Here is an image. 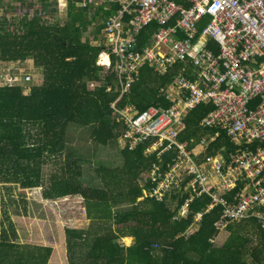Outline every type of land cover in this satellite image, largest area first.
Instances as JSON below:
<instances>
[{
  "label": "trees",
  "instance_id": "1",
  "mask_svg": "<svg viewBox=\"0 0 264 264\" xmlns=\"http://www.w3.org/2000/svg\"><path fill=\"white\" fill-rule=\"evenodd\" d=\"M6 1L0 0V62L30 61L42 81L27 93L17 81L0 84V264H49L53 248L20 244L13 219L46 221L48 202L57 203L68 264H264V229L255 220L217 229L222 214L219 208L206 213L207 197L196 200L186 217L179 216L180 197L172 203L145 197L148 187L140 181L153 158L144 156L142 147L123 150L121 167L86 161L96 167L86 168L66 143L67 135L87 130L94 143L107 148L124 132L113 117L112 104L121 94L116 74L98 62L112 13L68 4L63 21L49 23L59 14L57 0H14L15 6ZM171 1L188 6L187 0ZM157 29L151 24L141 31L137 47L150 42ZM209 45L217 54L218 42ZM185 66L184 74L195 77L189 62L166 76L143 66L120 106L169 107L160 89ZM94 82L99 85H89ZM213 109L202 103L189 112L181 140L193 150L204 136L219 132L207 155L227 157L239 147L224 131L200 125ZM199 213V227L187 232ZM126 237L131 245L123 243Z\"/></svg>",
  "mask_w": 264,
  "mask_h": 264
},
{
  "label": "built area",
  "instance_id": "2",
  "mask_svg": "<svg viewBox=\"0 0 264 264\" xmlns=\"http://www.w3.org/2000/svg\"><path fill=\"white\" fill-rule=\"evenodd\" d=\"M187 3L186 7L171 0H57V8L64 15L68 4L112 13L105 22L106 47L98 62L116 74L121 94L112 108L113 117L124 126L118 140L121 149L133 152L142 147L144 156L153 158L142 176L148 187L144 196L159 203L180 197L181 217L196 200L207 197L206 213L219 208L222 214L214 223L217 229L249 219L264 229V0ZM151 24L157 31L138 48V35ZM214 41L217 54L209 45ZM187 62L196 76L185 75V66L160 89L171 102L169 107L152 105L140 111L133 104L120 106L143 66L166 76ZM202 103L213 104L214 109L200 125L224 131L239 147L236 153L207 155L219 132L204 136L193 150L181 140L186 116ZM202 216L196 215L187 232L199 227Z\"/></svg>",
  "mask_w": 264,
  "mask_h": 264
},
{
  "label": "rangeland",
  "instance_id": "3",
  "mask_svg": "<svg viewBox=\"0 0 264 264\" xmlns=\"http://www.w3.org/2000/svg\"><path fill=\"white\" fill-rule=\"evenodd\" d=\"M13 1L14 0H7L6 3H11L15 6L16 4L13 3ZM34 2L36 3L37 0H34ZM17 6L19 5L17 4ZM32 14L33 11L30 12L29 18L32 17ZM21 17L22 16L19 18ZM63 18L64 14H57L55 17L50 18L51 20L48 22H62ZM28 75L31 77V80L25 81V77ZM41 75V72L32 67L30 61L24 62L23 64L17 63L16 65H13L12 63L0 62V84H7L11 79L17 80V83L23 85L22 87L25 91H29L32 83H41ZM66 143L71 144V147L75 150V153L79 158L82 159L83 167H93L89 164L90 162L95 166H98L99 163L113 164L114 168H118L123 165V150L121 149L119 141L117 140L111 142L109 146L105 148L94 143L91 140L87 130H82L76 136L67 135ZM84 174L86 178L87 175H89L87 171H85ZM45 205L48 207L49 213L48 219L46 221H39L38 219L28 216H13V219L17 223L19 233L18 242L24 245H31V243H29L25 237L27 236L29 229L38 231L37 234H40L42 238H46V241H48V238L53 237L52 240H49L50 244L48 243V245H46V247L53 248V254L50 258L49 264H68L67 257L65 256L62 222L59 218H57L56 215L58 213L57 209H55V205H57V203L53 202L52 204L51 202H48L45 203ZM126 242L128 244L131 243L129 238H127Z\"/></svg>",
  "mask_w": 264,
  "mask_h": 264
},
{
  "label": "crops",
  "instance_id": "4",
  "mask_svg": "<svg viewBox=\"0 0 264 264\" xmlns=\"http://www.w3.org/2000/svg\"><path fill=\"white\" fill-rule=\"evenodd\" d=\"M15 65H16V64H15ZM142 176H143V175H142ZM141 178H142V177H141ZM140 183L143 184V178L141 179ZM247 221H249V220H246L245 222H247ZM192 226H193V225L189 226V228H191ZM31 227H32V226H31ZM189 228H188V229H189ZM37 232H38V231H34V229H32V230L29 229V232L27 233V236H25V237L27 238L28 242L31 243V245L46 246V245H48L49 240H52V238H53V237L48 238V241H46V238H42L40 234H37ZM127 238H129V240H130L131 243L128 244V243L126 242ZM132 242H133V240H132V238H130V237H126V238H124V240H123V243H124L125 245H131ZM49 244H50V243H49ZM49 263H50V262H49Z\"/></svg>",
  "mask_w": 264,
  "mask_h": 264
},
{
  "label": "bare ground",
  "instance_id": "5",
  "mask_svg": "<svg viewBox=\"0 0 264 264\" xmlns=\"http://www.w3.org/2000/svg\"><path fill=\"white\" fill-rule=\"evenodd\" d=\"M209 136V135H208ZM211 136V135H210ZM219 136V135H218ZM217 140V139H216ZM209 149V148H208ZM223 151V150H222Z\"/></svg>",
  "mask_w": 264,
  "mask_h": 264
},
{
  "label": "clouds",
  "instance_id": "6",
  "mask_svg": "<svg viewBox=\"0 0 264 264\" xmlns=\"http://www.w3.org/2000/svg\"><path fill=\"white\" fill-rule=\"evenodd\" d=\"M25 93H27V91H25Z\"/></svg>",
  "mask_w": 264,
  "mask_h": 264
}]
</instances>
